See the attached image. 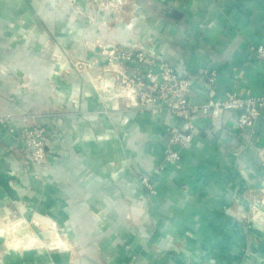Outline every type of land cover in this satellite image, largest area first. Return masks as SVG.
Wrapping results in <instances>:
<instances>
[{
	"label": "crops",
	"instance_id": "obj_1",
	"mask_svg": "<svg viewBox=\"0 0 264 264\" xmlns=\"http://www.w3.org/2000/svg\"><path fill=\"white\" fill-rule=\"evenodd\" d=\"M136 2L147 18L128 24L130 36L122 24L123 37L173 63L190 83V104L229 90L264 94V58L255 52L264 44V0ZM17 54L3 60L24 64L32 81L16 89L0 72V114L35 112L53 135L39 168L0 129V222H11L14 205L32 224L16 231L19 245L0 236V264H264V110L244 128L237 110L196 114L175 168L163 148L167 126L181 118L117 108L81 76L56 77L54 96L44 67L33 65L48 60ZM205 68L218 71L215 82ZM26 125L18 118L13 131Z\"/></svg>",
	"mask_w": 264,
	"mask_h": 264
},
{
	"label": "rangeland",
	"instance_id": "obj_2",
	"mask_svg": "<svg viewBox=\"0 0 264 264\" xmlns=\"http://www.w3.org/2000/svg\"><path fill=\"white\" fill-rule=\"evenodd\" d=\"M140 7L142 5L137 4L136 0H0V72L11 77L16 89H21L32 81L29 79L32 73H25L26 78L25 74L20 73L25 65L15 60L5 62L4 55L18 52V56L25 55L27 60L44 57L48 63L33 65L44 67L54 96H58L60 89L56 77L67 83L68 78L81 76L86 78L85 82L92 86L97 95L104 98V102H115L117 108L121 104L122 110L138 109L155 115L167 111L175 115L165 107L149 104L148 96L145 104L139 103L141 97L133 90L137 84L132 75L141 66H138L137 54L168 61L123 37L124 28L127 30L129 23L147 18L145 14L139 15ZM134 29L129 27L127 35L132 34ZM73 42L79 43L77 51L72 49ZM128 55L130 59H127ZM168 62L176 70L175 65ZM80 91L74 94L75 100ZM38 117L39 114L35 112L21 115L6 112L0 114V129L15 137V142L25 148L31 162L43 168L48 162V144L53 134ZM18 118L27 123L19 135L13 131V123ZM171 125L177 124L168 125L167 132ZM35 142H42L46 146V160L43 162L35 158L34 152L38 150ZM140 176L147 175L138 176L142 181ZM149 193L152 195L156 192L149 190ZM7 209L12 220L0 222V236L9 246H16L20 242L16 231L25 225L32 229V224L26 223L18 207L9 205Z\"/></svg>",
	"mask_w": 264,
	"mask_h": 264
},
{
	"label": "built area",
	"instance_id": "obj_3",
	"mask_svg": "<svg viewBox=\"0 0 264 264\" xmlns=\"http://www.w3.org/2000/svg\"><path fill=\"white\" fill-rule=\"evenodd\" d=\"M259 58H264V44H260L255 50ZM131 56H127L130 59ZM139 65L134 73L133 81L136 82L137 91L141 97L142 104H145L146 97L149 104L157 107H165L181 118L183 125H171L168 128V137L163 148L165 162L175 168L182 167V147L193 138L192 123L190 121L196 114H208L218 116L225 110L239 111L238 125L240 127L253 126L256 119L264 110V94L242 96L235 91H227L225 96L219 100H211L204 104H190V83L187 78L177 74L173 66L164 60L137 54ZM204 76L210 82H215L218 71L214 68H205ZM38 150L34 152L38 162L46 160V146L42 142H35ZM257 155L264 164V146L258 147ZM150 192L155 193L156 189L149 176H140ZM264 191V190H263Z\"/></svg>",
	"mask_w": 264,
	"mask_h": 264
}]
</instances>
